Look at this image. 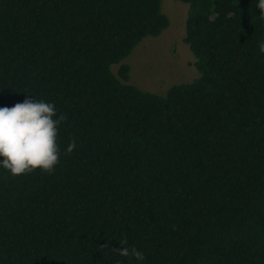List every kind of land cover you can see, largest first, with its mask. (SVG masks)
<instances>
[{"label":"trees","instance_id":"trees-1","mask_svg":"<svg viewBox=\"0 0 264 264\" xmlns=\"http://www.w3.org/2000/svg\"><path fill=\"white\" fill-rule=\"evenodd\" d=\"M181 1L199 75L160 94L111 65L170 25L162 0H0V106L66 116L51 173L0 167V264H139L119 240L142 264H264V19Z\"/></svg>","mask_w":264,"mask_h":264},{"label":"clouds","instance_id":"clouds-1","mask_svg":"<svg viewBox=\"0 0 264 264\" xmlns=\"http://www.w3.org/2000/svg\"><path fill=\"white\" fill-rule=\"evenodd\" d=\"M259 17L264 19V0H255ZM258 51L264 54V40L257 41ZM66 119L63 113L57 114L54 102L34 95L25 96L23 101L12 106H0V167L10 174L18 175L32 172L39 168L51 173L59 163L61 156L58 143V130ZM76 147L72 139L64 148L70 153ZM123 247L114 248L120 257H134L139 264L145 259L142 250L135 246H125L126 241L119 240ZM121 264V261H117Z\"/></svg>","mask_w":264,"mask_h":264},{"label":"rangeland","instance_id":"rangeland-1","mask_svg":"<svg viewBox=\"0 0 264 264\" xmlns=\"http://www.w3.org/2000/svg\"><path fill=\"white\" fill-rule=\"evenodd\" d=\"M188 5L181 0H162V10L169 16L170 25L159 36L144 37L125 59L111 65L113 72H118L121 63H127L131 83L160 94L174 83L197 77L196 58L184 41Z\"/></svg>","mask_w":264,"mask_h":264}]
</instances>
